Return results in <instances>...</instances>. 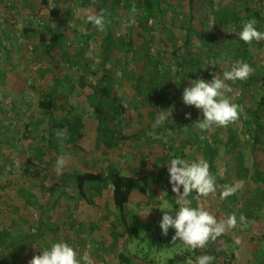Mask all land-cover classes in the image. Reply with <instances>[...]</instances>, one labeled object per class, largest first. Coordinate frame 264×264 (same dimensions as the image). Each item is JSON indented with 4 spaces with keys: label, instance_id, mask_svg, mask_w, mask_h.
<instances>
[{
    "label": "rangeland",
    "instance_id": "374dc122",
    "mask_svg": "<svg viewBox=\"0 0 264 264\" xmlns=\"http://www.w3.org/2000/svg\"><path fill=\"white\" fill-rule=\"evenodd\" d=\"M124 1L108 0L105 13L109 24L100 31L87 20L89 15L99 13L100 0H50L49 7L40 0H0V228L15 236L30 234L34 238L39 235V211L33 204L50 207L45 234L29 245L17 264H30L34 256L57 242L71 245L78 258L87 254L92 264H195L196 257L204 255L215 258L212 264H264V184L251 185L238 174L244 167L242 160L245 169L252 164L246 109L259 98V84H249L248 79L227 81L233 92L226 95L240 109L239 119L227 127L200 129L195 124L203 118L202 112L182 102L183 91L191 81H210L238 62L231 52L236 44L233 18L240 15L245 20L255 12H261L264 18V0H195V13L187 0H155L154 16L147 22L142 17L143 25L131 19L136 11L125 10ZM138 2L130 0L129 6ZM53 9L60 11L61 18L51 17ZM130 26L133 31H129ZM48 28L65 35L60 46L52 47L51 54L44 51L39 37ZM109 31L124 34L128 41L132 38L136 55L120 47L101 71L98 65ZM260 31H264V24ZM190 33L192 42L186 47L184 40ZM203 33L214 37L215 42L201 41L198 35ZM138 36L151 42L143 43ZM186 48L196 56L189 57ZM83 58L89 70L81 65ZM217 60L221 63L213 65ZM137 64H145L143 76L154 80L149 100L144 94L137 96ZM248 64L253 68L251 75L256 76L255 67L264 66V43L254 48ZM53 75L59 107L83 120L80 135L72 142L66 137L58 140L56 148L48 145L47 123L42 122L38 110L47 77ZM103 75L106 79L102 82L111 92L110 107L103 96L94 93ZM142 84L148 89V83ZM99 102L107 113L102 132L97 129L95 110ZM160 111H169L171 116L165 125L153 127ZM198 137L224 144L237 137L238 146L222 150L214 170L209 165L216 192L206 198L192 192L186 201L191 207L203 206L219 221L226 222L235 215L238 224L193 251L179 240L173 241V229L163 235L159 225L164 204L169 205L164 210L173 214L178 207L167 163L174 157L189 163L205 160L201 147L193 145ZM172 138L188 144L179 147ZM60 156L67 158L64 168L76 173L107 174L115 168L140 180L141 187L126 210L130 225L140 231L139 237L117 244L109 238V223L116 219L109 186L99 191L87 188L92 203L83 202L69 188L56 206L49 204L51 195L42 185L49 190L61 183L64 168L59 172L55 169ZM230 184L236 192L221 199L220 193ZM241 215L244 221L239 220ZM4 254L0 249V261ZM122 254L130 260L128 263L121 260Z\"/></svg>",
    "mask_w": 264,
    "mask_h": 264
},
{
    "label": "trees",
    "instance_id": "16d2710c",
    "mask_svg": "<svg viewBox=\"0 0 264 264\" xmlns=\"http://www.w3.org/2000/svg\"><path fill=\"white\" fill-rule=\"evenodd\" d=\"M187 1L193 13L197 12L198 10L195 7V0ZM40 2L45 7L50 6V0H40ZM100 2V6H98L97 9L99 10V13L103 12L105 17V24H109L105 13V9L108 6V0H100ZM123 4L125 10L131 11L133 8V10L136 11L135 13L130 12V17L132 20L139 21L140 24L143 25V22H141L140 19L143 17L144 21L147 22L150 18H152L154 16L153 12L155 11V5L157 4V2H155V0H139L137 5H135L134 7H130V0H125ZM61 16L62 14L59 10L53 9L51 11L52 18L59 19L61 18ZM253 18L257 21V27L260 30L261 25L264 24V18L261 12H255L252 15L248 16L245 20H243L240 15H235V17L233 18V22L236 25V44L231 49V52L235 61L243 60L248 63V60H250L254 48L259 47V45L264 43V40H261L259 42H253L252 44H246L239 39V32L242 30L243 24ZM129 31H133V28L131 26L129 28ZM190 35L191 33L184 40L186 47L192 42ZM198 36L201 41L206 40L208 44H210V42H215V38L208 36L207 34L203 33ZM39 37L40 43L44 47V51L48 54H51L52 47L60 46L65 35L60 30L48 28V31L40 32ZM138 37L143 39V43L147 44L151 42L144 36ZM106 40L107 42L104 43L103 54L101 55L102 57L98 65L101 71H104L106 69V67L114 58L115 50L119 49L120 47L121 49H127V52L131 56L136 55V51L134 49L135 44L132 38H130V40L128 41L126 40V36H124V34L121 35L109 31ZM197 48L201 49L200 46H198ZM177 50L178 48H175L174 51ZM186 53L189 57H192L195 54L188 48H186ZM207 58H209V56H207ZM196 62L198 65H201L199 61ZM134 63L136 64V62ZM81 65L85 70H89L88 62L84 58L81 61ZM136 67L138 71L136 87L137 96L142 97L144 94L146 96V100H149L151 95H153V87L155 86L154 80L150 76H143L145 75L144 69L147 68L145 64H137ZM255 68H257L255 71L257 75H250V77L248 78V83L259 84L260 96L258 99L253 100L251 106L246 109L248 119L245 122L246 132L250 133L249 135L251 136L249 141L251 145L250 156L252 164L250 169H245L247 167L243 162L244 160H242L244 167L242 166L241 171L238 173L242 177L249 180V183L251 185L264 184V66L260 65ZM105 77L106 75H103L101 77V81L97 86L94 87V93L103 96V99L106 101V105L110 107L111 92L109 88H107L103 83L104 79H106ZM142 83H148V89H144L142 87ZM47 84L48 85L45 86L46 89L43 90L42 96L40 98L38 110L40 111L42 122L47 123L49 136L48 145L51 148H56L58 146V140H60V138L56 136V132L60 130H66V141L72 142L77 136L80 135L81 129L83 128V120L79 116L74 115L70 110H67V108H64V106L59 107L54 93V75L47 77ZM95 110L98 113L97 117L99 122L97 129L98 131L102 132V129L104 128L103 125L106 121L104 117L105 115H107V113L104 114V109L100 102L96 104ZM26 128L28 129L29 126L27 125ZM236 139L238 141L237 137H231L224 144L219 142L218 140L211 143L208 140H201L198 137L196 139L197 144L194 143L193 145H198L201 147V156L205 158V160L210 165V170H214L215 162L220 157L221 151L238 146L237 143H235L237 142ZM174 140L176 139L172 138L173 142ZM174 144L179 145V147L183 148V145L188 143L184 142L180 144L175 141ZM185 149L186 148H184V150ZM241 159L244 158L241 157ZM153 173L155 172L153 171ZM165 173L166 171L162 172V174ZM215 173L217 172L215 171ZM230 179L231 178H229V180ZM103 186H109L112 188L111 206L112 209L116 212V219L109 223L112 227V230L108 233L109 238L114 242V244H117L121 241L124 242L126 238L133 239L139 237V229L130 225L126 212L127 205L130 203L133 194L141 187L140 180L135 175L124 174L123 172L115 168H110L107 174L91 172L82 174L73 172L70 168L66 167L64 168V177L61 183L49 188V190L46 189V186L44 184L42 185V188H45V191H48V193L51 195L50 197L52 199L50 200L51 202H49V204L56 206L59 199L69 188H72L74 193L78 195V197L83 202L92 203L91 198L86 195L87 188H95L97 191H99V189ZM230 186H234V184H230ZM33 205L35 207H38L37 210L39 211V225L37 233L39 235L41 233L45 234V230H47L48 228L46 224L48 214L47 210H50V207L38 204L37 202ZM39 235L34 238H31L32 236L30 234L15 236L8 229L0 228V249L5 252L4 259L0 261V264H17L19 257L26 251L29 245H33L34 243H37L39 240H41L39 238ZM120 258L125 263H128L130 261L123 254L120 255Z\"/></svg>",
    "mask_w": 264,
    "mask_h": 264
},
{
    "label": "clouds",
    "instance_id": "9594fccd",
    "mask_svg": "<svg viewBox=\"0 0 264 264\" xmlns=\"http://www.w3.org/2000/svg\"><path fill=\"white\" fill-rule=\"evenodd\" d=\"M87 20L98 30L105 29L103 12L89 15ZM239 39L246 44L259 42L264 40V31L258 29L257 21L253 18L243 24L242 30L239 32ZM220 63L221 60H217L213 65ZM252 71L253 68L248 63L238 61L232 65L231 70L223 71L222 75L213 76L210 81L204 79L191 81L190 86L183 91L182 102L186 106L194 107L202 112L203 118L198 120L195 126L202 130L212 126L227 127L239 119L238 105L226 95L233 92V88L227 81L235 83L247 80ZM169 116H171L169 111L158 112L153 127L165 125ZM56 136L63 139L66 136V130L57 131ZM167 164L169 183L172 185V191L177 194L175 204L178 207L173 214V211L164 210L169 208L168 204H164L159 225L163 235L166 236L169 230L173 229V241L179 240L184 246L194 251L197 248L206 247L209 241L217 240L225 233L226 229L237 227L238 221L235 215L229 216L226 222L219 221L203 206L191 207L186 201L192 192L204 198L216 192V179L210 173L207 161L197 160L189 163L184 159L174 157ZM66 165L67 158L60 156L57 158L55 169L59 172ZM236 190V187L228 186L220 193V198L225 199L233 195ZM244 219L243 215L239 217L240 221H244ZM236 243L239 244L240 241L237 240ZM214 259L211 255L198 256L195 264H212ZM30 264H92V260L87 254L78 258L71 245L57 242L49 248L43 249L42 254L34 256Z\"/></svg>",
    "mask_w": 264,
    "mask_h": 264
}]
</instances>
